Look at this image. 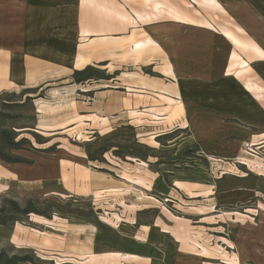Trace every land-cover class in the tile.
<instances>
[{
    "label": "crops",
    "instance_id": "1",
    "mask_svg": "<svg viewBox=\"0 0 264 264\" xmlns=\"http://www.w3.org/2000/svg\"><path fill=\"white\" fill-rule=\"evenodd\" d=\"M177 1L0 0V95L45 90L69 100L72 91L88 93L75 100L72 122L105 121L113 130L134 131L141 142L147 135L164 139L163 148L148 146L173 151L171 159L141 161L140 176L97 170L87 181L72 163L55 170L47 161H0L18 178L58 179L61 194L99 204L93 223L71 225L75 245L54 249L66 260L223 263L230 252L215 257L214 233L221 247L237 249L232 264L248 255L247 246L257 258L255 250H264V215L230 240L214 228L236 211L213 209L264 192V174L242 156L244 142L264 150V63L252 65L264 62V0H188L209 10L202 17L178 10ZM87 66L116 72L113 85L71 87L73 72ZM65 127L73 125L58 132ZM154 164L168 167L154 170ZM214 167L223 168L216 178Z\"/></svg>",
    "mask_w": 264,
    "mask_h": 264
},
{
    "label": "rangeland",
    "instance_id": "2",
    "mask_svg": "<svg viewBox=\"0 0 264 264\" xmlns=\"http://www.w3.org/2000/svg\"><path fill=\"white\" fill-rule=\"evenodd\" d=\"M177 2L179 4L178 6L181 5L178 10H188V12L191 13L197 11L199 13L196 12V14L200 17L206 15V12L209 11L188 2V0ZM212 10L213 9H211V13L213 12ZM216 13L217 12H214V14ZM202 25L207 27L210 26L206 24ZM262 63L264 62H259L256 65L254 62L252 65L257 68L262 66ZM98 68L105 73L104 75L109 77L111 76L112 78L108 79L109 81L105 79H92L90 80L91 82L89 81L88 83L95 81L98 82V84L113 85V76L116 72H113V70L107 72L103 67ZM259 73H261V71H259ZM61 86L62 85L58 87L60 88ZM75 86L76 85H74L73 81H71V87ZM78 87L81 88L82 86ZM86 88L87 86L82 87V89ZM27 94L33 95L32 98H35V101L30 99L21 104L26 97L30 96H24L22 94L0 95V131H18L20 135L16 140L21 137L28 138L34 147V149L29 147V150L18 151L17 153L23 158L33 159L36 163H41V161H47L49 163L52 162L55 170L56 168H60L63 164L69 165V167V163H72V165H79L84 172L86 181L88 180V173L97 172V168H104L110 171L120 170L121 172H118L119 175L124 177H129V174L138 176L142 175L141 171L143 167L145 168V166L141 160H130L131 158L129 157L123 160L112 155L110 152L104 155V162H91L87 159V153L103 145L105 139L119 133H131L129 129H122L120 127H117V130H113V124L110 127L105 121L98 122V120H94L91 122H72L70 117L75 114V100H86L88 93H82L78 90L72 91L69 100H63L60 94H53L56 96L48 97L45 94V90L32 92L27 91ZM39 95L40 97H37ZM36 101H39V103L37 102V104H35ZM36 108L40 110V113L36 112ZM69 123L73 125L72 128L69 129L65 127L61 132H58L59 130L57 127L67 125ZM35 125L38 127H35ZM32 127H35L37 129L36 133L43 137L41 141H50L42 145L37 144L31 134L32 132H30ZM20 129L22 130L19 131ZM140 132H144V130H141ZM172 136H175L174 133ZM143 138L144 140H142V143L152 145V147L163 148L162 144L164 143V139H159V141L155 139V141L148 135ZM155 142H158V144H155ZM53 144H55V148L53 147L55 149L54 152L37 150L45 149ZM113 144L122 147L120 149L121 151H125L127 149L137 150L135 147H132L130 139L126 137L114 139ZM257 145L259 146V144ZM257 145L248 147H244L242 145V156L248 157L249 160H246L245 162L248 167L254 171H260L264 174V150L257 148ZM172 152L173 151L164 150L158 151L156 149L152 152V154L156 156L158 155L162 158L171 159ZM186 152V154L190 155V151ZM139 153H144V151L140 150ZM149 155L150 153L148 156ZM132 163L133 165H135V163L141 164L137 166V169H133V167L130 166ZM256 163H259L260 168H257L259 167L258 164L256 165L257 167L255 166ZM219 164L220 166L223 165V163L220 162ZM167 167L168 166L158 167L156 164L150 166V168L154 170ZM222 170L223 168L221 167H214L215 178ZM114 174L115 173L113 172V175ZM16 176L17 175L13 171L12 166H8L0 162V201L3 198H11L16 200L20 205H25L28 200H32L38 209L45 211L47 209L46 213L50 218L48 219L43 216L31 214L27 218H24L23 221L17 222L13 225H0V251L3 250L9 255L17 254L20 256L30 257L32 259L31 263L26 264H91L89 261L81 263L75 260H66L62 255L54 251V249L62 250L61 248L63 244H65L66 249L69 245L70 247L74 246L75 241L73 239L77 236V233L74 232L75 230L71 227V225L93 223L96 215L101 213V210L96 208L99 204L96 203L94 205L93 200L89 197H80L76 195L67 196L65 194H61L59 191L61 182L58 179L50 181L45 179L30 180L26 178L21 179ZM213 206L214 214L221 212V210L236 211L234 212L236 213L235 216L232 217L233 219H230L229 216H224L222 228L219 227V225H215L214 228L215 231H222L224 236L228 239L234 240L237 238L239 229H247L250 225L253 226V223L257 224L261 219V215H264V192L256 198L249 199L248 202L244 204H237L233 207H220L216 204ZM105 207L108 208L110 206L105 205ZM260 210L261 212H259ZM259 213L261 214L259 215ZM262 227L263 226L259 227L258 231L261 230ZM214 234L215 257L221 256L220 253L222 252H230V259L223 258V263L215 260L214 264H232L233 261L231 257L233 256V253H231V251L236 253L237 249L229 248V250H227L228 248L221 247V245L216 242L218 240V237L216 236L217 233ZM246 248L248 255L244 254L242 258L243 260L239 264H264V250H255L259 253L257 258V256H254L253 252L249 253L250 248L248 246ZM64 251L66 252L67 250ZM126 261L129 262L128 264H131V261Z\"/></svg>",
    "mask_w": 264,
    "mask_h": 264
},
{
    "label": "trees",
    "instance_id": "3",
    "mask_svg": "<svg viewBox=\"0 0 264 264\" xmlns=\"http://www.w3.org/2000/svg\"><path fill=\"white\" fill-rule=\"evenodd\" d=\"M103 65V64H102ZM105 73L99 69L98 67L94 66H87L82 70H75L72 75V79L74 83H84L88 82L92 79L94 80H101L105 79L108 80L112 78L111 76L104 75ZM37 97H40L37 96ZM33 99L32 97H26V99L21 103H25L28 100ZM19 104V103H16ZM33 135L35 142L39 145L48 143L50 140H43V137L36 133L35 131H30ZM174 132L170 133L167 137L173 139ZM19 132L16 131H8V130H1L0 131V161L5 163H25V164H32L33 161L30 159H25L21 155L17 154V151L20 150H29V147L33 148L31 141L28 138L21 137L20 139L16 140L19 136ZM128 138L130 139L132 147H135L137 150H125L121 151L119 145L113 144L114 139H121V138ZM159 141V138H157ZM56 144V143H55ZM47 147L45 149H37L42 150L45 152H54L55 147L54 145ZM54 147V148H53ZM111 150V151H109ZM144 151V153H139V151ZM155 149L149 147L148 145L142 143L139 138L137 137L134 131L128 134H115L112 137L105 139L103 145L93 149L89 153H87V159L91 162H104V155L110 152L112 155L117 156L121 159H125L127 157L132 159H137L141 161H146L149 156H156L153 155ZM150 155L148 156V154ZM98 171L105 172L112 174L111 171L104 169V168H97ZM47 209L40 210L35 206L34 201L28 200L25 205H20L16 200L11 198H3L0 201V225H13L17 222L23 221L24 218H27L31 214H35L38 216H43L45 218H50L47 215ZM32 259L28 256H20L17 254H7L5 251H0V264H26L31 263Z\"/></svg>",
    "mask_w": 264,
    "mask_h": 264
},
{
    "label": "built area",
    "instance_id": "4",
    "mask_svg": "<svg viewBox=\"0 0 264 264\" xmlns=\"http://www.w3.org/2000/svg\"><path fill=\"white\" fill-rule=\"evenodd\" d=\"M242 145L244 146V147H248V146H250V145H248V143H242Z\"/></svg>",
    "mask_w": 264,
    "mask_h": 264
}]
</instances>
